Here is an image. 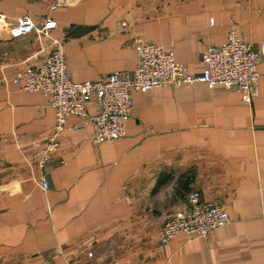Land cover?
<instances>
[{
	"label": "crops",
	"instance_id": "obj_1",
	"mask_svg": "<svg viewBox=\"0 0 264 264\" xmlns=\"http://www.w3.org/2000/svg\"><path fill=\"white\" fill-rule=\"evenodd\" d=\"M58 1L0 0V13L36 25L52 18L77 81L132 70L135 36L194 74L232 26L254 45L264 40V0ZM50 42L37 31L12 38L0 25V264H264V57L251 103L201 81L136 90L122 137L93 143L90 125L66 129L40 168L55 112L12 79ZM86 108L95 111L93 99ZM194 190L221 202L228 222L161 245L159 228Z\"/></svg>",
	"mask_w": 264,
	"mask_h": 264
},
{
	"label": "built area",
	"instance_id": "obj_2",
	"mask_svg": "<svg viewBox=\"0 0 264 264\" xmlns=\"http://www.w3.org/2000/svg\"><path fill=\"white\" fill-rule=\"evenodd\" d=\"M58 4L59 1L51 8ZM54 24L50 17L39 25L26 16L9 22L0 13V25L8 27L10 37L37 31L51 41V49L41 61L19 69L12 79L24 90L39 91L45 95L55 112V122L45 146L37 153L40 168L51 161L66 129L90 125L93 143L122 137L126 121L132 113V93L136 90L201 81L211 88L234 89L245 103H251L258 94L257 65L264 57V40L254 45L242 36L236 26L227 31L220 45L206 47L201 55L203 67L197 74L190 73L185 65L177 62L170 49L135 36L133 46L137 63L132 70L114 71L100 79L77 81L69 75L63 40L50 35ZM123 27L124 22H120L118 29ZM90 99L95 102L94 112L86 108ZM71 115L77 120L69 125ZM41 184L44 188L48 186L45 179L41 180ZM227 222L226 209L221 202L201 199L198 191H190L186 205L172 212L159 228L158 241L164 245L178 233L205 237Z\"/></svg>",
	"mask_w": 264,
	"mask_h": 264
},
{
	"label": "water",
	"instance_id": "obj_3",
	"mask_svg": "<svg viewBox=\"0 0 264 264\" xmlns=\"http://www.w3.org/2000/svg\"><path fill=\"white\" fill-rule=\"evenodd\" d=\"M84 29H82L81 31H83ZM79 33V32H78Z\"/></svg>",
	"mask_w": 264,
	"mask_h": 264
},
{
	"label": "rangeland",
	"instance_id": "obj_4",
	"mask_svg": "<svg viewBox=\"0 0 264 264\" xmlns=\"http://www.w3.org/2000/svg\"><path fill=\"white\" fill-rule=\"evenodd\" d=\"M55 3H56V0H55Z\"/></svg>",
	"mask_w": 264,
	"mask_h": 264
}]
</instances>
